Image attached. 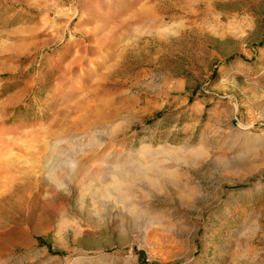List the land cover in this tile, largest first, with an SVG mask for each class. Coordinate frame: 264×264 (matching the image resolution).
<instances>
[{
  "label": "rangeland",
  "instance_id": "obj_1",
  "mask_svg": "<svg viewBox=\"0 0 264 264\" xmlns=\"http://www.w3.org/2000/svg\"><path fill=\"white\" fill-rule=\"evenodd\" d=\"M156 2L0 0V264H264V0Z\"/></svg>",
  "mask_w": 264,
  "mask_h": 264
},
{
  "label": "bare ground",
  "instance_id": "obj_2",
  "mask_svg": "<svg viewBox=\"0 0 264 264\" xmlns=\"http://www.w3.org/2000/svg\"><path fill=\"white\" fill-rule=\"evenodd\" d=\"M195 2V3H194ZM191 1V0H157L156 3H154V12L158 15H161L162 16H165V18L169 15H176V14H184L185 13V10L188 8V6H198L199 3L197 2V0H194ZM163 18V19H165ZM162 18H158L157 16H153L152 18L150 16H147L146 18H135V19H129V20H126V22L122 25L121 29H124V30H136L139 28L140 24H146L148 25L149 28L152 27V23L151 21H161ZM153 32V31H151ZM156 35H159V33H157ZM164 42V41H162ZM70 123V126H69V129H72V128H76V127H84L85 125L84 124H81L79 123V121H76V120H72L69 122ZM81 124V125H80ZM93 139V138H92ZM101 139L100 137L98 138H95L93 139L92 141H87L84 145H82V148L79 149L78 151L80 152V156L82 157H87L89 158V160L93 161L94 163H100L101 166H104V168L106 169V166L108 165H111L113 162V149L116 148L115 145H111V146H108L106 147V149L101 153V150L98 152L96 149L92 150V151H87V149L89 148H92L93 146L97 145L96 148L99 150L100 148H102V144L103 142H101ZM69 148L68 145H66L65 147H61L59 145V143H56L52 146H50L49 148V152L50 154L52 153H66L67 152V149ZM7 149V148H6ZM97 151V152H96ZM75 153V152H73ZM92 153H97V154H94L92 156ZM109 156L110 158L109 159H106V157ZM6 157V156H5ZM54 159L53 160H56V164L57 165H61V160H59L60 162H57V158L56 157H53ZM49 159L46 158V161H45V164L48 166L49 165ZM80 159H78L79 161ZM111 160V161H110ZM76 160H72L70 158H66L64 159V162L63 163H66L69 167H74L77 162ZM9 162H7V160L2 156V152H0V167H7ZM146 164L144 163L143 166H145ZM54 166V165H53ZM52 167H49L48 168V172H52V170L54 169ZM112 170L113 169H117L118 168V164H112L111 167ZM117 181H115L113 184L111 183V186L112 187H115V184H116V187H118V184L120 183L119 182V179H116ZM115 190H117L116 188H114ZM6 195H9V194H6ZM5 195V196H6ZM4 196V197H5Z\"/></svg>",
  "mask_w": 264,
  "mask_h": 264
}]
</instances>
